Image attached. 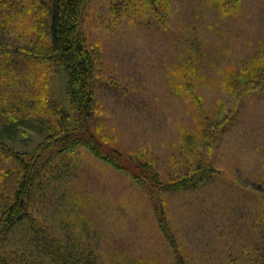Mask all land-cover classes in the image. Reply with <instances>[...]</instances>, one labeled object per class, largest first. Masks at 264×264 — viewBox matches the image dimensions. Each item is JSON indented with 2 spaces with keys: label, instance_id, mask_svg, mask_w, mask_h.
Returning a JSON list of instances; mask_svg holds the SVG:
<instances>
[{
  "label": "rangeland",
  "instance_id": "rangeland-1",
  "mask_svg": "<svg viewBox=\"0 0 264 264\" xmlns=\"http://www.w3.org/2000/svg\"><path fill=\"white\" fill-rule=\"evenodd\" d=\"M229 1L88 0L81 28L95 58L97 139L165 182L208 174L160 192L170 238L129 172L76 146L65 169L47 163L37 181L31 213L43 230L16 229L34 264H46L51 236L87 253L86 264L260 263L264 0ZM3 32L1 41L16 39ZM1 55L0 104L10 111L0 140L28 153L74 124L64 72L23 50Z\"/></svg>",
  "mask_w": 264,
  "mask_h": 264
},
{
  "label": "trees",
  "instance_id": "trees-1",
  "mask_svg": "<svg viewBox=\"0 0 264 264\" xmlns=\"http://www.w3.org/2000/svg\"><path fill=\"white\" fill-rule=\"evenodd\" d=\"M87 2L88 0H0V29L6 35L9 34V37L16 38L6 43L0 40V57L1 53L18 54L23 50L25 58L30 56L48 68H60L66 80L67 101L75 113L71 127L52 136L48 135L31 152H19L0 140V264H17L22 261L23 264H34L32 256L36 254L22 249L19 245L22 238L16 229L23 227V232L27 235L36 231L31 232L29 227L32 225L43 230V226L31 213L37 181L43 175L42 171L47 163L55 172L65 169V153L78 145L87 148L95 157L114 168L129 172L143 186L161 230L170 238L171 231L162 210L160 192L184 188L189 182L201 180L208 174V169H198L190 177L165 182L147 163L131 161L118 150L105 147L97 139L94 125L95 58L86 46L81 28ZM237 2L238 0H230L228 3L236 5ZM31 11L34 22H24L27 13ZM15 40L17 43L13 42ZM29 95L32 94L29 92L26 98ZM9 111L10 109L0 104V127L6 126L5 117L9 115ZM49 241L46 245L48 251L40 253L38 262L86 264L84 259L87 253L81 250L79 254L78 246L73 245L69 250L63 240L54 236ZM259 264H264V248Z\"/></svg>",
  "mask_w": 264,
  "mask_h": 264
}]
</instances>
